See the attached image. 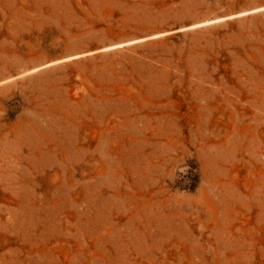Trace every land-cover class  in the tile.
Masks as SVG:
<instances>
[{
  "label": "rangeland",
  "instance_id": "rangeland-1",
  "mask_svg": "<svg viewBox=\"0 0 264 264\" xmlns=\"http://www.w3.org/2000/svg\"><path fill=\"white\" fill-rule=\"evenodd\" d=\"M261 109L264 0H0V264H264Z\"/></svg>",
  "mask_w": 264,
  "mask_h": 264
},
{
  "label": "bare ground",
  "instance_id": "bare-ground-1",
  "mask_svg": "<svg viewBox=\"0 0 264 264\" xmlns=\"http://www.w3.org/2000/svg\"><path fill=\"white\" fill-rule=\"evenodd\" d=\"M259 114H264V109L259 110ZM257 115H258V112H257Z\"/></svg>",
  "mask_w": 264,
  "mask_h": 264
}]
</instances>
